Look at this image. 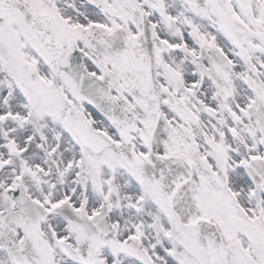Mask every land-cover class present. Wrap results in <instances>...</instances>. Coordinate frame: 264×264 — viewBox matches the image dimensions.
<instances>
[{
	"label": "snow or ice",
	"instance_id": "obj_1",
	"mask_svg": "<svg viewBox=\"0 0 264 264\" xmlns=\"http://www.w3.org/2000/svg\"><path fill=\"white\" fill-rule=\"evenodd\" d=\"M0 264H264V0H0Z\"/></svg>",
	"mask_w": 264,
	"mask_h": 264
}]
</instances>
